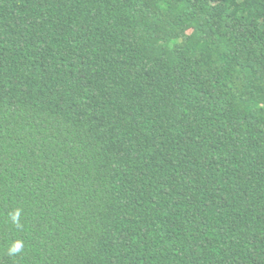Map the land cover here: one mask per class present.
<instances>
[{
    "label": "trees",
    "instance_id": "trees-1",
    "mask_svg": "<svg viewBox=\"0 0 264 264\" xmlns=\"http://www.w3.org/2000/svg\"><path fill=\"white\" fill-rule=\"evenodd\" d=\"M0 264H264V0H0Z\"/></svg>",
    "mask_w": 264,
    "mask_h": 264
},
{
    "label": "clouds",
    "instance_id": "clouds-1",
    "mask_svg": "<svg viewBox=\"0 0 264 264\" xmlns=\"http://www.w3.org/2000/svg\"><path fill=\"white\" fill-rule=\"evenodd\" d=\"M20 247H21V246H20L19 244H17V245L15 246V248L12 249V251H14V252H15V251H19Z\"/></svg>",
    "mask_w": 264,
    "mask_h": 264
}]
</instances>
